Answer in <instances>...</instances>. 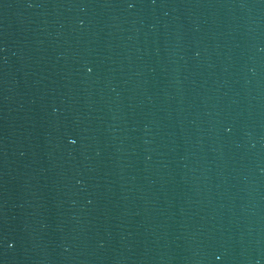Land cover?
I'll return each instance as SVG.
<instances>
[{"label":"water","instance_id":"obj_1","mask_svg":"<svg viewBox=\"0 0 264 264\" xmlns=\"http://www.w3.org/2000/svg\"><path fill=\"white\" fill-rule=\"evenodd\" d=\"M0 264H264V0H0Z\"/></svg>","mask_w":264,"mask_h":264}]
</instances>
